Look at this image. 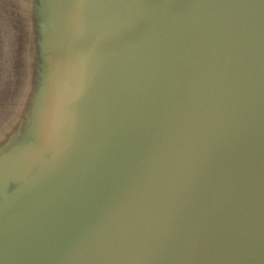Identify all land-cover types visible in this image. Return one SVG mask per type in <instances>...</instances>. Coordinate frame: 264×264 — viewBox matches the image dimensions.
<instances>
[{
    "label": "water",
    "instance_id": "95a60500",
    "mask_svg": "<svg viewBox=\"0 0 264 264\" xmlns=\"http://www.w3.org/2000/svg\"><path fill=\"white\" fill-rule=\"evenodd\" d=\"M57 1L0 264H264V0Z\"/></svg>",
    "mask_w": 264,
    "mask_h": 264
},
{
    "label": "rangeland",
    "instance_id": "374dc122",
    "mask_svg": "<svg viewBox=\"0 0 264 264\" xmlns=\"http://www.w3.org/2000/svg\"><path fill=\"white\" fill-rule=\"evenodd\" d=\"M69 12L70 7L62 8L57 0H0V161L15 146L18 160L24 153L20 143L24 148L42 138L52 93L46 44L52 39L49 30L55 26L54 35L59 34ZM36 50L43 58L29 56Z\"/></svg>",
    "mask_w": 264,
    "mask_h": 264
}]
</instances>
